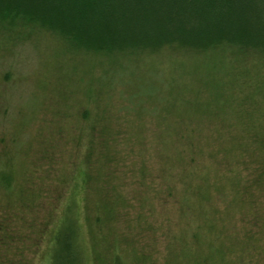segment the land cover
Segmentation results:
<instances>
[{
    "label": "rangeland",
    "instance_id": "374dc122",
    "mask_svg": "<svg viewBox=\"0 0 264 264\" xmlns=\"http://www.w3.org/2000/svg\"><path fill=\"white\" fill-rule=\"evenodd\" d=\"M7 28L0 170H14L15 189H0L9 227L0 232V264H49L50 253L56 264L63 244L43 243L63 196L80 264H110L115 253L122 264H264L258 59L224 49L89 55L33 24ZM81 164L83 192L70 191Z\"/></svg>",
    "mask_w": 264,
    "mask_h": 264
},
{
    "label": "trees",
    "instance_id": "16d2710c",
    "mask_svg": "<svg viewBox=\"0 0 264 264\" xmlns=\"http://www.w3.org/2000/svg\"><path fill=\"white\" fill-rule=\"evenodd\" d=\"M15 24L44 28L89 55L195 57L224 49L236 58L258 59L264 72V0H0V25ZM3 26L0 30L6 31ZM82 165L72 171L70 191L83 192L88 174ZM6 168L0 170V189L10 194L15 189L14 170ZM16 192L23 201L24 190ZM63 199L65 206L58 221L46 229L43 247L49 243L45 250L57 249L62 243L64 254L55 263L80 264L75 222L70 217L72 201ZM46 201L43 198L39 207H45ZM98 218L94 228L102 223ZM6 219L2 211L0 232L9 229ZM47 262L54 264L53 254ZM110 264H122L117 253L112 254Z\"/></svg>",
    "mask_w": 264,
    "mask_h": 264
}]
</instances>
